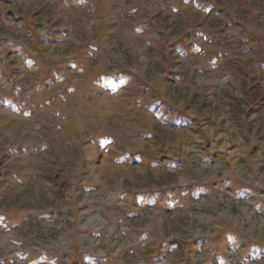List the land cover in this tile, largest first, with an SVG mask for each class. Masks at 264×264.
<instances>
[{"label": "rangeland", "instance_id": "1", "mask_svg": "<svg viewBox=\"0 0 264 264\" xmlns=\"http://www.w3.org/2000/svg\"><path fill=\"white\" fill-rule=\"evenodd\" d=\"M0 264H264V0H0Z\"/></svg>", "mask_w": 264, "mask_h": 264}, {"label": "crops", "instance_id": "2", "mask_svg": "<svg viewBox=\"0 0 264 264\" xmlns=\"http://www.w3.org/2000/svg\"><path fill=\"white\" fill-rule=\"evenodd\" d=\"M42 260V259H41Z\"/></svg>", "mask_w": 264, "mask_h": 264}]
</instances>
